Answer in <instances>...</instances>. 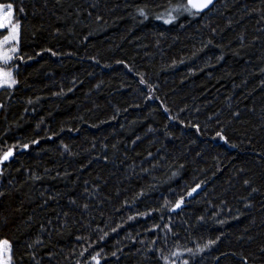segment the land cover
I'll list each match as a JSON object with an SVG mask.
<instances>
[{"label":"trees","instance_id":"trees-1","mask_svg":"<svg viewBox=\"0 0 264 264\" xmlns=\"http://www.w3.org/2000/svg\"><path fill=\"white\" fill-rule=\"evenodd\" d=\"M0 2L25 10L0 88V150L29 144L0 164L15 264H264V0L170 24L168 0Z\"/></svg>","mask_w":264,"mask_h":264},{"label":"snow or ice","instance_id":"snow-or-ice-1","mask_svg":"<svg viewBox=\"0 0 264 264\" xmlns=\"http://www.w3.org/2000/svg\"><path fill=\"white\" fill-rule=\"evenodd\" d=\"M214 0H175V3H173V0H168L167 5H157L156 7L164 8L163 13L156 14L155 18L158 20H163L164 23L170 24L177 20L179 17L183 16L184 14H187L190 17H198L200 16L205 10L209 9L211 5H213ZM23 14L24 8L19 7L18 5L14 6L13 2H0V64L3 66L0 67V88H6V89H12L14 86L18 84V80L16 79L14 73L12 70L7 68V65L9 62L14 61L15 59L22 60L23 57L20 56V35H21V22L18 18H16V12ZM137 12L141 15L147 18L149 11H148V5H145L144 7L137 8ZM213 31H215L213 29ZM7 33V34H3ZM51 51V49H49ZM55 55V53H53ZM31 58V57H30ZM119 63H123V61H119ZM264 71V70H262ZM141 83H145L143 79L140 81ZM2 107V105H0ZM167 111V109H165ZM235 115H239V113H236ZM175 119V118H172ZM183 123V121H181ZM193 128L196 129L197 132L200 131L199 125H192ZM216 137H219L221 140L227 141V137L223 134V129L221 131H218L215 133ZM37 140H32L31 144H37ZM29 147L28 143L19 145V144H13L10 147H7V150H0V164H3L4 162L8 161L10 158H14V149H27ZM67 147V146H65ZM151 155V153H149ZM261 159H264V155H261ZM107 159V157H105ZM145 171H147L145 169ZM2 174V173H0ZM35 179H40V177H35ZM11 183V181H9ZM245 185H251V181L248 179H245L243 181ZM201 184H196L195 187L191 188L187 193H185L186 196L191 197L194 193L197 192L198 189H200ZM252 192L259 191L258 188L253 187L251 189ZM9 193H6L3 190H0V198H4ZM185 195L179 196V198L175 201L173 204V209L180 208L184 201H185ZM251 195V193H250ZM74 202V201H73ZM251 206V205H246ZM85 208L88 207V205H84ZM137 215H148V213H138ZM129 219H133V217H129ZM202 219V218H201ZM6 222V221H5ZM43 225H41V228L43 229ZM153 227H158V225H153ZM112 231H116V229H112ZM104 235H107L105 233ZM80 239V238H78ZM100 239H103V237H100ZM216 241H208L207 244H205L203 247L206 248L211 244H214ZM35 243H40L39 240H37ZM29 248L33 247L32 244L28 245ZM198 251H202L203 248H201L199 245L197 246ZM84 251H87L85 249ZM184 251L192 253L193 249L186 248ZM264 251V249H262ZM84 252H81L80 255H83ZM113 256L116 255L115 252L112 253ZM173 255H176V253H173ZM92 261H95V264H100V254L96 253L95 255H92L90 257ZM165 259H167L165 257ZM245 259H247L245 257ZM0 264H15L14 257H13V247L12 242L7 238H0ZM171 264H175L174 261L171 262ZM183 264H189L187 260L183 261Z\"/></svg>","mask_w":264,"mask_h":264},{"label":"rangeland","instance_id":"rangeland-1","mask_svg":"<svg viewBox=\"0 0 264 264\" xmlns=\"http://www.w3.org/2000/svg\"><path fill=\"white\" fill-rule=\"evenodd\" d=\"M3 34H7V33H3ZM9 65H10V62H9V64L7 65V68L10 69V70H12L13 73H14V75H15V69L13 70V68L9 67ZM2 66H3V65L0 64V67H2ZM0 170H1V167H0Z\"/></svg>","mask_w":264,"mask_h":264},{"label":"water","instance_id":"water-1","mask_svg":"<svg viewBox=\"0 0 264 264\" xmlns=\"http://www.w3.org/2000/svg\"><path fill=\"white\" fill-rule=\"evenodd\" d=\"M217 1H218V0H214L213 5H211V6L209 7V9H211ZM209 9H207V10H209ZM205 11H206V10H205Z\"/></svg>","mask_w":264,"mask_h":264}]
</instances>
